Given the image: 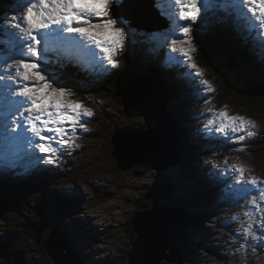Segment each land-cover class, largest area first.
<instances>
[{"label": "rangeland", "instance_id": "1", "mask_svg": "<svg viewBox=\"0 0 264 264\" xmlns=\"http://www.w3.org/2000/svg\"><path fill=\"white\" fill-rule=\"evenodd\" d=\"M3 1L7 2L4 3ZM3 1H0V16L4 14L13 15L15 0ZM139 1L122 0L120 6L121 15L126 12V15L129 14V16L133 17L124 16L136 33L135 42H133L131 37L126 39L123 50L115 57L118 60L116 68L112 69L111 66L102 68V71L107 76L106 78L113 77L122 70L121 54L126 48L132 51L136 61V69L133 73L137 75L133 79L131 75L127 76L123 86V89L125 87L123 95L121 89L118 88L115 91L121 94L123 99H127V91L134 88V84L140 82L151 81L156 88L164 89L157 85L156 80L153 81V76L157 77V74L149 73V78L144 75V73L148 72L150 64L154 63V61L152 60L150 64L145 62L141 65L138 59H141L139 52L142 48L146 46L145 51L142 53L145 59L150 56V54H147L148 49H152L150 44L144 42V38H142L144 34L154 33L156 36L163 37L164 39L168 35V32H163L162 30H152V32L145 27L140 28L135 25L137 23L144 26L145 24H151L149 22H155V17L151 15L150 8L148 10L145 7L147 4L146 0V4L142 3V7L145 9L147 15H144L140 9H136L134 12L128 11L129 8L135 9ZM149 2L153 5L150 0ZM124 3L126 4L123 5ZM166 4L165 2L164 5ZM151 8L152 12H155L157 15L154 5ZM113 15H115L114 11ZM156 18L157 20L160 19L158 15ZM208 19L209 21L206 23H204L205 20L201 19H197L194 22L187 21V24H191V28L193 26L191 36L192 47L195 48V52L192 54V62L203 73L201 77H197L195 72L186 67V65H182L183 70L181 69L182 72L187 73L186 75L174 73L179 69L168 68L172 64V58L166 62L161 56L160 61L164 64L160 61L157 62L160 67L157 64H152L158 69L162 68L161 70L165 74L168 72L172 73V78L168 76V80L170 79L176 86L179 84L180 87L179 91L175 88L172 91L174 94L178 93L180 99L176 100L177 96L169 102L163 101L161 102V108L164 110V113L169 112V110L172 111L173 116L181 119V124L185 123L183 127L186 137L188 136L187 138L189 139L184 138V140L187 143H182V138L179 137L180 148L185 153L184 163L174 165L170 167L171 169L167 168V171H160L150 164H135L134 157H131V159L125 160V163L126 165L134 163L133 167L129 169H120L118 167V169L116 167V158L112 153L116 151V145L122 141V137L119 136L122 132H118L117 128L122 126L134 130H149L154 127V122L142 115L136 107L128 105L131 110L128 109L125 106L128 103L126 104L122 97L121 100L115 97L113 91H110L105 86L104 80L100 76L92 74L91 78L93 80L98 79V83L82 86L88 89L87 96H77L75 94L73 96V99L81 101L85 107L91 109L93 112L92 116L83 117V121L87 122V130L77 128L75 146L63 150L61 154L55 157V163H42V166L38 164L30 168L33 171H25L22 167L1 169L7 171L14 179H10L9 174L0 173V196L2 195L5 199L10 200L11 204L0 209V241L9 242V248L14 252L18 250L23 251L27 258L25 264H31L35 261H51L43 246V241L53 227L59 226L69 231L71 243L77 246L76 249L79 254L91 264H106L111 257L113 258L111 260L115 261L116 264H128V257L124 255V252L131 248L133 237H135L131 225L132 217L136 211L146 208L143 207L141 209L138 206L139 203L147 201V198L150 201L149 203H151V205H145L147 207H154L157 201L182 202L183 204H186L184 201H190L193 207L186 204L190 212L202 213L204 216L205 221L203 224L197 222L195 218L187 229V231H190V235L188 234L189 237L187 238L188 235L186 234L184 238L186 241L188 239L189 243L183 245V253H180L181 257L175 260L176 264H264V235H262L264 233V224H262L264 214L255 211L251 215V218L245 216L244 213L250 211L252 206L250 200L244 199H239L237 202L238 206H233L234 210H230L231 205L228 204V201L237 200L222 196L221 191L226 185H223L220 180H210L206 181L208 182L206 188L202 179H206L204 174L212 170L224 172L227 168L226 165L231 167L232 165H240L246 169V176H255L264 181V94L257 96V94L250 93V95L246 92L247 89H245L244 84V81H246L249 86L254 87L257 91L264 90L256 87L255 83L250 80L251 77H249L250 73L253 75V72H256L258 78L264 79V61L253 57L251 60L239 65L227 53V50L222 51V45L213 42V37L203 34L221 29L225 20L212 13H209ZM157 24L167 26L165 21L161 19ZM236 29H239V27H236ZM237 33L236 36L242 34L240 32ZM108 34L111 35L110 32ZM156 40H159L158 37ZM208 40L211 44L205 42ZM138 44H140V47ZM203 44L204 47H202ZM250 45L253 53L261 51L258 44L257 46L255 43L250 42ZM155 47L156 50L154 49L153 55L157 53L158 47H162V43L159 42ZM205 49L206 51L212 50V54L207 55ZM167 50L173 56L176 54L180 55L179 53H172L171 47ZM222 52L224 54H221ZM200 55L205 59L207 57L209 61H203ZM260 58L264 59L261 55ZM148 59L150 58L146 60ZM233 61L236 66L230 64ZM174 64L179 65L177 62H174ZM104 67H106V64H104ZM249 68L253 69L252 72H250ZM104 69L107 70L105 71ZM178 76L180 79H186L183 84L174 79H178ZM190 80L194 82L191 83L189 82ZM203 80L208 81L209 85H211V88L206 86L208 90H204L206 94L202 88L205 87L201 82ZM63 84L65 87L71 89L70 83L65 82ZM162 92L166 93L165 91ZM202 95H205L207 98L205 101H202ZM209 109L213 110L212 118L204 115L206 112H211L208 111ZM225 110L230 116H244L254 121L256 126L250 130L256 134L251 137L246 136L242 141L236 137L244 135V133L233 134L231 139L225 136L223 142L217 141V139L214 141L215 138L212 136L208 139L207 136L211 132L208 127H205L204 121L208 122L215 119L218 125L219 120L216 114ZM179 112L184 118L177 115ZM198 113L202 114L203 120L198 117ZM194 114H196L195 118ZM141 116L146 117V119H140ZM199 119L201 122H199ZM191 120H196L197 122H192ZM190 127L194 131H197L196 140L190 134L191 131L189 132ZM213 129L215 128L213 127ZM198 130H200L199 133ZM131 142H134L133 139ZM202 161L205 164H209H206V167H200V162ZM219 162L222 165H218ZM210 165L213 167L212 170ZM220 165L222 169L219 167ZM193 167H196V169ZM14 170L16 171L15 174ZM31 171L33 173H30ZM163 173H165L166 178ZM160 180L165 183L173 182L179 185L178 189H176L175 200L172 196L163 200H159L160 196H158V199L150 196V193L154 189H157V183ZM214 183H217V185ZM208 188H211V191ZM206 192L208 197L204 199ZM178 194L183 196L184 201H178ZM216 194L218 196H215ZM201 201L205 203L203 204L204 207H202ZM84 206H87L88 209H84ZM84 210L86 211L83 217L81 220H78V216H82L80 214ZM89 213L92 214L93 219L84 216ZM222 217L229 218V220L233 217L235 219L243 217V219L237 221L235 224L224 225L220 223ZM99 221L104 226H99L97 230L95 223H99ZM129 225L132 233L129 230ZM204 225H207L208 228L203 233L201 227ZM237 225L242 228L241 231L236 229L235 226ZM248 225H252V235L243 233V228H247ZM209 226L213 230L209 229ZM194 227H196V231L194 230L196 234L191 230ZM37 230L42 235L41 242L37 241ZM201 233L203 234L200 235ZM203 235L204 241L200 242ZM95 238L98 240H95ZM229 241L234 242L230 244L228 243ZM222 243H226L224 248L221 247ZM97 246L102 247L103 251L99 250ZM188 246L190 250H188ZM198 253H201L200 256H204L206 259L199 257ZM103 254L106 258H101ZM96 257H100L101 259L92 262ZM11 258L12 261H7L6 257L0 256V264H14V257ZM200 258L205 261L201 260L199 262ZM106 259L108 260L106 261Z\"/></svg>", "mask_w": 264, "mask_h": 264}, {"label": "snow or ice", "instance_id": "2", "mask_svg": "<svg viewBox=\"0 0 264 264\" xmlns=\"http://www.w3.org/2000/svg\"><path fill=\"white\" fill-rule=\"evenodd\" d=\"M165 2L170 5L167 10L162 7ZM121 3L15 0L14 14L0 16V169L22 167L27 171L41 163L53 164L63 150L75 146L77 128L87 130L83 117L93 112L73 99L74 92L64 86L63 74L53 66L66 60L85 69L103 68L105 62L116 68V55L126 39L131 37L135 42L136 35L120 13ZM155 6L169 21L165 42L170 38L171 52L180 54L172 59L192 69L197 77L203 73L192 62L195 48L191 24L179 21L194 22L208 19L209 13L222 14L257 39L258 54L264 57V0H155ZM175 6H179L178 11ZM156 39L154 33L144 34L145 43ZM201 82L211 88L208 81ZM216 116L218 126L212 119L206 127L213 126L229 139L236 133H244L236 137L241 141L256 134L250 130L255 122L244 116H230L226 110ZM245 173L244 167L232 165L230 173L213 175L228 176L226 196L237 202L250 200L252 208L244 215L251 218L255 211L264 214V181ZM243 233L252 235V225Z\"/></svg>", "mask_w": 264, "mask_h": 264}, {"label": "water", "instance_id": "3", "mask_svg": "<svg viewBox=\"0 0 264 264\" xmlns=\"http://www.w3.org/2000/svg\"><path fill=\"white\" fill-rule=\"evenodd\" d=\"M142 6L138 3L135 9L129 8L128 11L134 12V10L140 9L144 15H147ZM139 15L143 18L141 14ZM122 16L132 17L125 13H122ZM139 26L142 27L143 25ZM230 64L236 66L234 61ZM244 84L247 93L264 94V90L257 91L254 87L249 86L246 81ZM126 98L130 107H136L141 114L154 122V127L149 130L121 129L118 131L122 132L119 135L122 137V141L116 145V151L112 152L116 158L117 166L120 169H129L133 167L135 162H138V164H150L152 167L164 171L169 166L180 164L183 160V154L178 148V137L173 132L175 128L170 122L174 119L169 112L166 114L161 108V102L167 101L165 94L149 81L134 84V88L127 91ZM132 139L134 142H131ZM160 151L162 152L159 153ZM163 155L165 156L162 157ZM131 157H134V163L126 165L125 160L131 159ZM173 188L172 183L160 181L158 189L153 190L150 196L157 199L160 196L159 200L169 198L172 196ZM7 200L2 195L0 196V209L10 204V200ZM145 207L144 210L136 211L132 217L135 237L131 243V248L126 251L128 264H163L164 260L170 263L175 262L177 258L181 257L180 253H183L181 241L193 220L189 208L180 202L176 204L161 203L154 207ZM37 234V241L41 242L40 231L37 230ZM70 240L71 237L67 233L62 232L58 227L52 228L43 241V246L51 261H35L31 264H87L79 252L70 244ZM2 243L0 242V256L6 257L7 261H12L11 257H14V264H25L27 258L23 251L14 252L9 248V245Z\"/></svg>", "mask_w": 264, "mask_h": 264}, {"label": "trees", "instance_id": "4", "mask_svg": "<svg viewBox=\"0 0 264 264\" xmlns=\"http://www.w3.org/2000/svg\"><path fill=\"white\" fill-rule=\"evenodd\" d=\"M0 1H3V0H0ZM4 2V1H3ZM7 2V1H6ZM6 2H4V3H6ZM114 10V9H113ZM218 17H220V18H223V15L221 14V15H219ZM209 18V17H208ZM212 23H215V22H212ZM203 34H206V35H210L211 37H213V42H215L216 44L217 43H219L220 45H222V47H223V49H222V51H224V50H227V51H230V52H233L234 54H235V56H236V58L239 60V62L240 63H244L245 61H247L248 59H250V57H252L253 56V54H252V52H251V49H250V46L247 44V39H245V37H238V36H236V32H235V30H234V26L232 25V23H227L226 21H224L223 22V26H222V28L221 29H218L217 31H215V32H212V31H209V33H203ZM205 42H208L209 44H211V42L208 40V41H205ZM242 42L244 43V44H247L248 45V47H247V45L244 47L243 45H242ZM226 44V45H225ZM209 46V45H208ZM216 46H218V45H216ZM202 47H204V44H203V46ZM210 47V46H209ZM211 49H212V47H210ZM205 52H206V54L207 55H210V54H212V50H207L206 51V49H205ZM221 54H224L223 52L221 53ZM200 57H201V59L203 60V61H209V59L206 57V59L202 56V55H200ZM121 60H122V70L118 73V75H116V76H114V77H108V78H106V77H103L104 78V84H105V86L107 87V88H109V90L110 91H113V93H114V96L115 97H117L118 99H120L121 100V97H122V99H123V86H124V84L123 83H125L124 81L126 80V78H127V76H129V75H131V74H129L130 72H132L133 71V68L135 67V61H134V56H133V53H132V51L129 49V50H125V53H124V56H122L121 58H120ZM201 62V61H200ZM202 63V62H201ZM152 67H154V65H151V67H150V71H151V73H158V74H160L162 77H165L164 76V73H160L159 71H158V68H152ZM152 68V69H151ZM66 69H67V71H69V73H67V72H64V71H61L62 72V74H63V83H70L71 84V90L74 92V94L75 95H77V96H87V93H88V89L87 88H84V87H82V86H84V84L85 85H87V84H91L89 81H88V83L87 82H85L84 80H86V78H89L90 76H85L84 74H82V73H79V72H77L73 67H70V66H67L66 67ZM73 70H75V71H73ZM150 71H148L149 73H150ZM81 78H79V79H77L78 78V76ZM117 76H119L118 78H117ZM254 76V75H253ZM168 77V76H167ZM167 77H165V80L167 81L168 80V78ZM256 77V76H255ZM257 78V77H256ZM167 83L169 84V85H171V83L170 82H168L167 81ZM103 85V84H102ZM121 89L122 90V95L121 94H118L117 92H115L117 89ZM176 89V87L175 86H169V89H170V91H171V93H172V91L173 90H175ZM174 96V97H176V94H171V96ZM172 98V97H171ZM171 98H170V100H171ZM123 101L127 104V99H123ZM128 109H130L131 110V108L128 106V104L127 105H125ZM128 112H129V110H127ZM179 115H180V112H179ZM140 119H146V117H144V116H141L140 117ZM180 123H181V119H178V124L180 125ZM181 127V126H180ZM177 137H181L182 138V143H183V140H184V138H186V134L183 132V131H181V130H179V134H177ZM179 149L181 150V148H180V144H179ZM182 149H183V146H182ZM182 151V150H181ZM117 168H118V166H116ZM119 169V168H118ZM163 175H164V177H165V173H163ZM166 178V177H165ZM182 183V182H181ZM58 196V195H57ZM60 196V195H59ZM194 201H195V199L194 198H192ZM150 201H149V199L147 198V201H144V202H142V203H139V206H138V208H143V207H145V205H147V204H150L151 205V203H149ZM158 203H160L159 201H157V203L156 204H158ZM155 204V203H154ZM155 204V205H156ZM195 218H196V220L198 221V220H201V221H204V216H202L200 213H195ZM131 223V222H130ZM132 225V224H131ZM54 228V227H53ZM131 228V227H130ZM59 229H61V231L62 232H64V233H67L68 235H70V233H69V231L68 230H65V229H63V227H60L59 226ZM132 230H133V228H132ZM132 230H131V232H132ZM134 232V231H133ZM189 236H187V238H188ZM134 238V237H133ZM45 240V239H44ZM183 242V241H182ZM182 242H181V244H182ZM189 242H188V239H187V241H186V239L184 238V243L182 244V246L183 245H186V244H188ZM70 244L74 247V248H76L77 246L76 245H74L73 243H71V240H70ZM13 251V250H12ZM48 254V253H47ZM124 254H125V256H127V254H126V252H124ZM33 263V262H32ZM106 264H116V262L115 261H108V263H106ZM165 264H176L175 262H173V263H165Z\"/></svg>", "mask_w": 264, "mask_h": 264}, {"label": "bare ground", "instance_id": "5", "mask_svg": "<svg viewBox=\"0 0 264 264\" xmlns=\"http://www.w3.org/2000/svg\"><path fill=\"white\" fill-rule=\"evenodd\" d=\"M154 1V0H153ZM163 7V6H162ZM170 8V5H168V4H166V8ZM114 12H115V9L113 10ZM126 13V12H125ZM151 15L152 16H154L155 18L157 17V15L155 14V12H152L151 13ZM165 18V17H164ZM166 19V18H165ZM160 20V19H159ZM152 21V20H151ZM169 22V21H168ZM189 23V22H188ZM146 26H148L147 24H146ZM140 31V30H139ZM143 31V30H142ZM153 32V31H152ZM144 43V42H143ZM159 43V40H156L154 43H152V44H150L151 46H152V49H154L155 48V46H156V44H158ZM145 44V43H144ZM148 44V43H147ZM138 46L140 47V44H138ZM146 47V46H145ZM145 47L144 48H142L141 50H140V60L138 59V61H140V63L139 64H143V63H149L150 64V62H152L150 59H148V60H146L147 58H149V56L145 59L143 56H142V53L145 51ZM163 54V52H161L160 54H159V57L161 56ZM158 57V58H159ZM157 66L158 67H160L159 66V64L157 63ZM73 71H75V70H73ZM77 71L79 72V73H82V67L79 65L78 66V69H77ZM76 72V71H75ZM150 73H151V71H150ZM174 73H176V74H180V71L178 70V71H176V72H174ZM168 74H170V72H168ZM148 75H149V73H148ZM78 76V75H77ZM154 77V76H153ZM169 77L170 78H172V74H170L169 75ZM80 77L78 76V78L77 79H79ZM81 79V78H80ZM161 79V80H160ZM163 79H165V78H163L160 74H157V77H156V81H157V85L160 87V88H168L166 85H169L168 83H167V81L168 82H170L171 83V85L172 86H175L176 87V89L179 91L180 90V87H179V84L176 86V84L175 83H172V81L169 79V80H164L165 81V84L163 83ZM85 82H87L88 83V81L90 82V83H94V84H97L98 83V79H96V80H93L92 78H91V76L89 77V78H86V80H84ZM185 80L183 79L182 81H181V83L180 84H183V82H184ZM189 82H191V83H193L194 81L193 80H190ZM203 88V91L205 90V88H206V86L205 87H202ZM201 90V89H200ZM202 91V90H201ZM205 92V91H204ZM206 93V92H205ZM249 93H251V92H249ZM207 96V95H206ZM74 98V97H73ZM202 98H204L202 101H205L207 98L205 97V95H202ZM201 104V103H200ZM203 108H204V106H203ZM204 113V112H203ZM211 113V114H210ZM206 112L204 115H207L208 117H210V118H212L213 117V112L211 111V112ZM178 116H180V117H182V118H184L183 116H181V115H179V113L177 114ZM174 117V119H175V121H173V120H170V122L172 123V125L174 126V128L175 129H173V132L174 133H176V134H179L178 133V131H179V129H180V127H179V124H178V119H177V117L176 116H173ZM198 117H200L201 119L203 118L202 117V114L201 113H198ZM206 117V116H205ZM208 117H207V120H208ZM205 119V118H204ZM203 120V119H202ZM192 121V120H191ZM192 122H195V121H192ZM207 122V121H206ZM218 126V125H217ZM206 127V126H205ZM209 128V127H208ZM209 130H210V132H211V134H209L210 136H212L213 138H217L218 136H217V134H218V132L217 131H215V129H213V127L212 128H209ZM191 131V132H190ZM207 131V130H206ZM189 132H190V134L193 136V139L194 140H196V132L197 131H194L193 130V128L192 127H190L189 128ZM200 132V130H198V133ZM209 132V131H208ZM235 135V134H234ZM223 136V135H222ZM188 137V136H187ZM192 139V140H193ZM223 139L224 138H221V139H217V141H222L223 142ZM180 140V138H178V141ZM225 140H227V139H225ZM206 141H209V140H206ZM195 142V141H194ZM191 144H192V147H193V142L191 141ZM183 145V144H182ZM216 146V145H215ZM178 148H179V143H178ZM194 148V147H193ZM176 151H177V149H175ZM75 151H77V150H75ZM183 152V151H182ZM77 153V152H76ZM42 155V154H41ZM185 162V153H184V156H183V160L181 161V163H184ZM180 163V164H181ZM135 164H138V162H135ZM140 164H143V163H140ZM174 165H177V164H174ZM173 165V166H174ZM41 166H42V163H41ZM51 166V165H50ZM203 166H205L206 167V164L204 163V161H202V162H200V167H203ZM227 166V168L224 170V172H221V171H217V170H212L211 172H208V173H206V174H204V177H206V179L205 178H202L203 179V181H204V184L206 185V188H207V185H208V182H206V181H215V180H220L221 182H222V184L223 185H227L228 183H229V179H228V176H224L223 178H217V177H215L214 175H213V173H225V172H228V173H230V169H231V166H228V165H226ZM192 167V166H191ZM194 169H196V167H193ZM28 170H32L33 171V169H28ZM30 172V173H33V172ZM160 171H162V170H160ZM164 171H167V170H164ZM0 173L2 174V173H5V174H9L7 171H4V170H1L0 169ZM16 173V171L14 170V174ZM212 175H213V177H212ZM9 178L10 179H14V177L13 176H11L10 174H9ZM209 179V180H208ZM175 184V183H174ZM178 187H179V185L177 184H175V187H174V189L176 190V189H178ZM182 187V186H181ZM225 188H226V186L224 187V189L223 190H225ZM213 189H214V187H213ZM221 191V193H222V196L223 197H229V198H231L230 196H226L225 195V191ZM181 196V199H182V201H184L183 200V196L182 195H180ZM215 196H218V194H216ZM212 197H214V195H212ZM234 200V199H233ZM188 206H192L190 203V201H184ZM237 202V201H236ZM195 203V202H194ZM174 204H176V203H174ZM241 204V203H240ZM11 205V204H10ZM230 205V204H229ZM235 206V205H234ZM193 207V206H192ZM84 209H88L87 208V206H84ZM229 209V208H228ZM86 210H84L83 212H82V214H80V215H82V216H78V220H81V218L83 217V214H84V212H85ZM89 211V210H88ZM55 215V214H54ZM84 216H88V217H90V218H92L93 219V216H92V214L91 213H89L88 215H84ZM99 216H101V215H99ZM235 217H237V216H235ZM235 217H233L231 220H232V224H235L237 221H240V220H242L243 219V217H239V219H235ZM264 218V217H263ZM235 221V222H234ZM73 224H75V223H73ZM98 225L99 226H104L103 225V223H98ZM211 226V225H210ZM209 226V229H211V230H213V228L212 227H210ZM208 228V227H207ZM243 229H245V228H243ZM218 230V229H217ZM242 230V228L240 229V231ZM219 231H221L220 229H219ZM237 231V230H236ZM73 234H74V232H72ZM187 234V233H186ZM185 234V235H186ZM240 234V233H239ZM95 235V234H94ZM98 238H100L99 236H97ZM234 239H236V238H234ZM95 240H98L97 238H95ZM227 242V241H226ZM234 241H229L228 243H230V244H232ZM2 244H4V245H9L10 243L8 242V243H5V242H3ZM221 244V243H220ZM226 244V243H225ZM225 244H223L222 243V245H221V247H223L224 248V245ZM98 247V249L99 250H101V251H103V248L102 247H100V246H97ZM257 247V246H256ZM76 249V248H75ZM105 249V248H104ZM76 251H78L77 249H76ZM115 254V253H114ZM82 256V255H81ZM102 257L101 258H103V257H105V255L103 254V255H101ZM26 257V256H25ZM100 257H96V258H94L93 259V261L92 262H94L95 260H99V259H101ZM202 259H206L205 257H201ZM199 259V262H201V260L202 259ZM26 261H27V259H26ZM202 261H205V260H202ZM86 263H90V262H88V261H85ZM198 262V263H199ZM91 264V263H90ZM104 264V263H103ZM163 264H165V263H163Z\"/></svg>", "mask_w": 264, "mask_h": 264}, {"label": "clouds", "instance_id": "6", "mask_svg": "<svg viewBox=\"0 0 264 264\" xmlns=\"http://www.w3.org/2000/svg\"><path fill=\"white\" fill-rule=\"evenodd\" d=\"M234 26H236V24H235ZM236 27H239V26H236ZM236 27H235V29H236ZM244 45H245V44H244ZM235 60H236V61L239 63V65H240L239 60H238L237 58H236ZM152 68H156L155 65H154V67H152ZM152 68H151V69H152ZM252 70H253V69H252ZM252 70H251V71H252ZM158 71H159V70H158ZM159 72H160V71H159ZM153 74H156V73L153 72ZM161 74H162V73H161ZM167 74H168V73H167ZM170 74H172V73H170ZM170 74H168V75H170ZM183 74H185V73H183ZM185 75H186V74H185ZM254 76H256V75L254 74ZM155 77H156V76H155ZM165 77H167V76H165ZM175 77H176V76H175ZM173 78H174V77H173ZM174 79H175V80H178V79H176V78H174ZM164 80H165V79H164ZM176 100H177V98H176ZM180 125L182 126L183 124L180 123ZM126 251H127V250H126Z\"/></svg>", "mask_w": 264, "mask_h": 264}, {"label": "flooded vegetation", "instance_id": "7", "mask_svg": "<svg viewBox=\"0 0 264 264\" xmlns=\"http://www.w3.org/2000/svg\"><path fill=\"white\" fill-rule=\"evenodd\" d=\"M129 227H130V225H129ZM130 230V232H131V228L129 229ZM132 233V232H131ZM125 255V254H124Z\"/></svg>", "mask_w": 264, "mask_h": 264}]
</instances>
